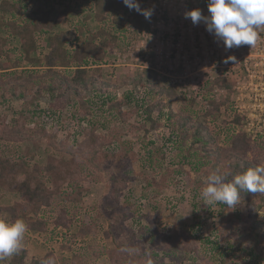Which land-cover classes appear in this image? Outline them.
Masks as SVG:
<instances>
[{
    "label": "rangeland",
    "instance_id": "374dc122",
    "mask_svg": "<svg viewBox=\"0 0 264 264\" xmlns=\"http://www.w3.org/2000/svg\"><path fill=\"white\" fill-rule=\"evenodd\" d=\"M16 1H20L18 9H25L28 17L26 12L12 9V18L10 11L3 13L0 9V80L10 70L22 74L30 69L41 75L46 68L43 57L51 48L50 41L62 32L73 31L69 36L72 44L64 47L86 50L87 73L114 85L110 90L117 99L129 89L142 97L144 88L133 85L132 78L147 70L157 73L161 83L174 91L170 105L173 112L187 113L193 121L205 125L221 154L218 153L220 161L215 162L214 156L201 158L200 145L189 146V140L185 144L179 142L181 147L173 144L165 135L163 120L159 127L149 131L155 142L149 144V138L137 134L135 128L128 130L141 120L133 114L123 125L126 132H121L107 147L101 146L98 156L92 158L91 153L69 148L76 147L82 139L80 122L66 116L69 106L61 116L49 115L47 111L51 112L55 104L52 96L41 94L21 111L20 107L0 110V218L12 220L10 210L26 203L28 212L16 219L26 223L32 217L45 222L43 232L28 228L25 233L22 246L27 250L26 259L52 253V264H138L132 250L127 249V253L117 246V241L128 232L134 234L133 241L147 256L153 257L156 246L172 253L193 247L205 251L206 247L208 253L203 252L207 256L219 252L213 242V226L231 221L232 230H238L244 217L251 214L250 207L242 194L240 204L231 209L223 204H205L200 193L211 171H226L229 165L231 145L227 135L243 133L253 146L247 158L264 167V79L258 72L264 69L250 67L247 71L239 60V52L226 49L202 22L194 25L184 18L185 12L196 8L208 15L207 0H137L141 8L154 9L150 20L130 10L122 0ZM12 19L15 24L10 23ZM23 19L30 25L32 36L25 46L11 28L24 23ZM106 31L118 35L114 42ZM86 42L97 49H86ZM229 56H234L235 61L225 63ZM101 99L93 104L95 116L109 125L118 124L104 118L109 114L107 103L102 105ZM129 109L128 105L122 106L124 111ZM31 110L38 113L32 114ZM86 122L81 124L86 127ZM41 124L45 125L44 133ZM19 126L22 133L13 139L11 136L17 135L14 129ZM147 150L151 152V161L145 157ZM124 152H128L127 156ZM161 153L165 156L159 165ZM188 156L190 160L185 158ZM152 161L155 166L150 167L148 163ZM106 163L110 164L105 166ZM28 175L32 187L38 183L50 204L43 200L26 202L15 189L4 188ZM112 177L129 178L122 187L121 198H117L120 200L110 199ZM142 189L147 193L145 199ZM124 198L130 203L125 204ZM207 213L208 220L203 218ZM256 217L264 221V205L258 208ZM56 218L61 221L57 226ZM198 220L200 239L194 235ZM140 229L146 240L141 243L137 240ZM152 232L154 238L150 237ZM206 236L212 242L202 239ZM225 243L221 239L220 253L225 252ZM153 260L149 263L161 262L155 255ZM194 261L182 264H219L215 259Z\"/></svg>",
    "mask_w": 264,
    "mask_h": 264
},
{
    "label": "trees",
    "instance_id": "16d2710c",
    "mask_svg": "<svg viewBox=\"0 0 264 264\" xmlns=\"http://www.w3.org/2000/svg\"><path fill=\"white\" fill-rule=\"evenodd\" d=\"M19 2L20 1L16 0H0V9L3 13L12 9H18V6H20ZM112 2H116V0ZM114 4L115 3H112L111 6H114ZM20 10L18 9L17 12H26L25 9H23V11ZM9 15L15 18L12 11L9 12ZM26 16L28 17L27 12ZM25 20L27 21L26 18ZM25 20L23 19L24 23L20 25H11L14 32L19 34L23 46H25L27 40L32 37L30 25L25 24ZM35 21L38 22L39 20L35 19ZM14 22V19H12L10 23L15 24ZM106 33L113 38L111 42H114V39L118 36L110 31H106ZM72 34L73 31H65L56 35L55 38L50 41L51 48L43 57L46 68L44 71H41V75L38 76L32 73L30 69L22 74H14L11 72L12 70L8 71L9 73H7V76L3 80H0V110H12V107H20L19 111H21L24 105L27 103L30 104L33 98L39 97L41 94L52 96L53 99H55V104L51 106L54 107L51 108L52 114L60 112L61 114L58 116H61L64 114L62 113L65 110L64 108L69 106L70 113L66 116H68L69 119L74 118L76 121L80 122L78 126L82 131V139L76 147L70 146L69 148L74 149L75 152H81L82 154L91 153L92 158L93 155L98 156V150H101V146L102 148L107 147L115 141L121 132H126L123 129V125L128 123V120L132 119L133 114L139 116L141 120L138 125L129 124L128 130L135 128V130L138 131L137 134H141L143 138H149L147 141L149 144L155 143L153 139L150 138L149 131L159 127L160 120H163L165 135H167L168 140L173 144L175 143V145L181 147L179 144H185L186 141L189 140V146H194L196 144L200 145L201 154L203 155L200 156L201 158L214 156L215 162L220 161V156H218L219 148L216 146L215 139L208 131L207 127L200 122L193 121L187 113L182 115L181 113L173 112L170 105L171 99L175 96L174 91L161 83L157 73L147 70L132 78L133 85L144 88L145 93L142 97H138L133 93V89H129L123 91L120 99H117L116 93L110 90L114 85L96 75L87 73L85 69V65L88 64L86 50L80 52L81 50L76 47H64L67 44H72L71 41H73V39L69 38ZM86 44V49H90L91 45H89L88 42H86ZM94 47L91 49L96 48ZM153 96H155V99L152 98ZM162 96L167 97L169 100H167V102L163 101ZM9 97H15V99L10 100ZM100 97L102 98V105L107 103L109 116H104V118H107V121L109 120L108 123H110V121H116L115 123L118 122V124L113 125L110 123L109 125L107 122L104 123V121H100L99 118L95 116L93 104H97L98 102L95 100ZM127 105L130 106V109L127 111L122 110V106ZM219 110L220 109L217 111L219 112ZM31 113H38V111L31 110ZM83 120L87 121L85 124L86 127L81 124ZM235 121H238V119ZM147 122L150 128L147 127ZM41 125L40 130L44 133L45 129L43 127L45 125ZM14 132L17 133V135L14 134L11 137L17 139L20 133H22L21 127L19 126L17 129H14ZM227 139L231 145L230 153H228L230 161L226 168V172L231 173L228 179H231L232 175L245 171L247 168L259 167V164L257 165L246 156V154L253 149V146L243 133L237 132L227 135ZM142 146L144 145L142 144ZM140 150L144 151V148L140 147ZM127 154L128 152H124V156H127ZM150 155L151 152L147 150L145 157L149 159V161H151ZM219 155L221 154L219 153ZM164 156L165 153H161L158 162L159 165L161 164V160L164 161ZM120 157H122V155ZM185 158L190 160V156ZM104 162H106V160ZM108 164L110 163H106L105 166ZM154 164L153 161L148 163L150 167L155 166ZM213 166L216 167L217 164L214 163ZM128 179L122 177L116 179V177H112V187L110 191V199L112 201L116 200L118 197L121 198L122 187H124ZM32 186L28 175L23 179H19V183L12 182L9 187L4 186V188L15 189L21 197L25 198L26 202L29 200L33 202L43 200L45 204H50V201L44 197L38 183H35L34 187ZM155 188L154 191L157 192L158 188L156 186ZM143 191L142 189L141 196L145 199L147 198V193L145 191L143 193ZM242 196L246 198V206L250 207L251 214L244 217L241 227L238 230H232L231 221H228V223H226L227 225L224 226H213L214 231L212 234H214L215 237L213 242L215 243L214 246L218 247L219 252L213 251V255L207 256L203 252L205 251L204 249L196 250V248L193 247L192 249H185V252L172 253V250L169 251L167 248L164 249V247L156 246L153 248L152 252L153 257L154 255L159 257L161 262L158 264H182L190 259L195 263V258H199L202 262L215 259V261H219V264H264V221L256 217L258 208L264 205V193H242ZM153 197L155 196L153 195ZM123 201L125 204L130 203L127 198H124ZM25 204H17L15 208L10 210L12 220L28 212V209L24 207ZM153 207L155 206L153 205ZM108 208L111 207L109 206ZM203 218L208 220V213ZM60 222L61 221L56 218L54 225L57 226ZM200 223L199 220L196 221L195 224L197 225L194 230V233L196 232L194 235L200 236L199 239L202 237L197 233L200 229ZM26 224L28 228L40 230L41 232H43L45 228V222L37 218H28ZM142 233L143 229H140V236L137 235L139 243L145 240ZM133 235L132 232L126 233V236L117 241V246L126 250L127 253V249L132 250L133 256L138 264H150L149 262L153 260L152 255L147 256L140 252V249H138L140 245L133 241ZM154 236L155 233L152 232L150 237L154 238ZM173 237L174 236L170 238ZM202 239H205L206 242H212L208 236ZM221 239L222 242H226V250L222 253H220ZM205 249V252H207L206 247ZM220 254L225 255L219 259ZM26 256L27 250L22 246L16 254L0 262V264H47L53 257L52 253H45L42 257H33L29 260L26 259ZM169 261H171V263Z\"/></svg>",
    "mask_w": 264,
    "mask_h": 264
},
{
    "label": "clouds",
    "instance_id": "9594fccd",
    "mask_svg": "<svg viewBox=\"0 0 264 264\" xmlns=\"http://www.w3.org/2000/svg\"><path fill=\"white\" fill-rule=\"evenodd\" d=\"M130 10H135L150 20L154 9L140 7L137 0H122ZM208 15L196 8L184 13L194 25L201 22L206 31L226 49L241 45L255 46L258 32L264 29V0H207ZM235 61L229 56L225 63ZM214 169L205 178V186L200 197L207 205L223 204L235 209L240 204L242 193H264V167L247 168L232 175ZM28 226L23 219L7 220L0 218V262L16 254L23 245ZM47 264H52L49 260Z\"/></svg>",
    "mask_w": 264,
    "mask_h": 264
},
{
    "label": "built area",
    "instance_id": "2783aa9c",
    "mask_svg": "<svg viewBox=\"0 0 264 264\" xmlns=\"http://www.w3.org/2000/svg\"><path fill=\"white\" fill-rule=\"evenodd\" d=\"M214 37V36H213ZM215 40H218L214 37ZM239 52V60H242V66L249 71L250 67L252 68H263L264 69V29L259 30L258 39L255 46L241 45L237 48H232V51ZM256 72V69L253 72ZM261 75V78L264 79V71H258ZM250 73V72H249ZM259 77V76H258ZM237 106V105H236ZM237 108V107H236ZM51 111V110H50ZM49 115L52 113L47 111ZM60 112H56L54 115H60Z\"/></svg>",
    "mask_w": 264,
    "mask_h": 264
}]
</instances>
